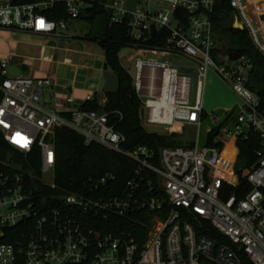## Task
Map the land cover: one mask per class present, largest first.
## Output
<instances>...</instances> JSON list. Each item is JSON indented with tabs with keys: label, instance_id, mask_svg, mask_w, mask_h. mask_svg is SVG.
Here are the masks:
<instances>
[{
	"label": "built area",
	"instance_id": "obj_1",
	"mask_svg": "<svg viewBox=\"0 0 264 264\" xmlns=\"http://www.w3.org/2000/svg\"><path fill=\"white\" fill-rule=\"evenodd\" d=\"M60 2L68 17L49 19L44 12ZM93 3L0 1V29L64 34ZM230 4L233 27L246 30L264 56V1ZM103 5L112 24H127L128 37L136 44L169 33L163 46L133 49L135 89L147 126L169 129L180 124L200 131L210 71L240 102L208 129V134L219 129L212 145L207 137L199 145L198 134L192 147L126 149V136L111 123L108 112L84 108L72 96L67 100L70 110L58 111L44 94L54 84L52 78L12 75L9 61L0 60L4 138L26 154L39 148L41 159L39 173L10 162L0 167V264H264V95L251 85L252 58L239 53L234 59L232 52L237 51L217 45L222 40L213 20L216 0H106ZM150 54L183 55L193 61L194 103L193 76ZM146 68L151 70L148 84L143 83ZM157 69L162 75L156 93ZM93 99L88 95L87 101ZM62 127L78 131L86 144L98 143L133 160V176L118 187V177L106 172L89 177L74 192H61L55 168L56 132ZM254 134L261 143L257 161L238 173V140ZM229 146L227 170L222 157ZM241 179L251 185L243 197L237 194ZM226 185L234 188L227 199ZM204 221L210 227L204 228Z\"/></svg>",
	"mask_w": 264,
	"mask_h": 264
},
{
	"label": "trees",
	"instance_id": "obj_2",
	"mask_svg": "<svg viewBox=\"0 0 264 264\" xmlns=\"http://www.w3.org/2000/svg\"><path fill=\"white\" fill-rule=\"evenodd\" d=\"M15 4H30L36 0H12ZM106 0H94L91 7L84 9L79 20L85 21L90 27L88 39L95 41L103 49L105 55V69L114 72L118 78V90L115 93H105L106 103L101 104L103 96L94 95L92 101L83 105L87 109L106 111L110 115L111 123L116 125L118 131L126 136L124 148L133 149L137 146H148L156 152L165 147L195 146V141L190 140L183 143L178 140L177 133H155L147 129L145 117L142 116L143 102L135 89V79L130 69L122 63L120 55L125 47L132 49L144 48L146 46H163L168 36L167 31L159 33L148 42L135 43L128 37L127 24H112L110 13L106 11L103 3ZM51 20L67 18V9L60 2L53 9L44 12ZM215 32L219 40L230 35L236 43V49L240 54H247L254 62L251 76V85L258 94L264 95V56L254 47L252 40L246 30L233 27V10L230 0H216L213 13ZM3 78L0 76V83ZM3 93L0 89V103ZM70 116V113H65ZM207 117V113H204ZM219 129L213 130L207 136L208 144H213V139ZM239 156L236 163L238 173L252 167L257 161V151L261 143L257 134L249 139L238 140ZM231 146L228 147V150ZM40 150L36 148L33 152L23 153L9 144L0 128V167L10 162L14 166L32 168L35 172L40 171ZM239 164L242 167H239ZM136 163L126 156L107 149L98 144H86L84 137L70 127L58 128L56 132V168L55 179L61 192H74L83 182L91 176H99L106 172L114 173L118 178L115 185L123 187L134 173ZM227 189L225 199L234 191L233 187L225 186ZM251 185L245 179H241L240 188L237 191L239 197H243ZM57 191V192H60ZM204 228L210 224L203 223ZM204 234L209 235L206 230Z\"/></svg>",
	"mask_w": 264,
	"mask_h": 264
},
{
	"label": "crops",
	"instance_id": "obj_3",
	"mask_svg": "<svg viewBox=\"0 0 264 264\" xmlns=\"http://www.w3.org/2000/svg\"><path fill=\"white\" fill-rule=\"evenodd\" d=\"M67 37L69 36L66 33L34 35L0 29V60H8L10 67L15 66L21 70V75L52 78L54 84L47 88L49 98L45 99L53 108L61 112L70 110L71 106L67 100L71 96L82 105L87 101L88 95H99L106 99L104 95L105 55L95 53V47H89L87 51L91 52V57L82 62L80 61L82 58H75L71 54L60 59L58 58L60 50L56 41L59 40L57 38L62 41ZM93 42L98 45L97 42ZM69 52L72 53L74 50L69 48ZM146 74L150 79L151 70L148 69ZM161 75V70H155V77L160 78V84ZM232 108L228 107L225 114Z\"/></svg>",
	"mask_w": 264,
	"mask_h": 264
},
{
	"label": "rangeland",
	"instance_id": "obj_4",
	"mask_svg": "<svg viewBox=\"0 0 264 264\" xmlns=\"http://www.w3.org/2000/svg\"><path fill=\"white\" fill-rule=\"evenodd\" d=\"M0 1H8V0H0ZM90 32V27L85 21L77 20L73 24V26L66 30L67 38H63L62 41L60 38L56 41L57 46L59 47V55L58 58L63 59L65 55H70L73 57H80V61L82 62L86 58H90L91 52H88L89 47H95V53L104 54L103 49L99 45H95L93 41L88 40V35ZM70 41V42H68ZM219 47H227V49L234 50L236 49L235 40L232 39L230 35L223 37L222 41L217 44ZM69 48L73 49L74 52H69ZM90 48V49H91ZM122 58H127L131 63L130 72L134 79H136L137 70L135 68V57L137 52L130 47H125L121 50L120 53ZM150 56H157L162 61H167L169 63L174 64L179 68L181 72L188 73L193 76V86H192V103L195 100V91H196V84H197V74L193 70V61L183 55H154L150 54ZM147 68L143 72V83L148 84L149 79L147 78ZM155 87L156 93L158 88L160 87V78H155ZM49 89L44 90L45 98L48 99L49 96L47 95ZM240 102V98L237 94L231 89V87L222 81L216 74L212 71L208 74L205 86H204V94H203V108L208 116L203 121V125L200 128V131L193 126L189 125H180L175 124L174 127H170L168 129V134L177 133L179 136L177 137L178 140L182 141L183 143H187L190 140L197 141L198 134H199V145H203L207 134L208 129L215 125V122L221 120L224 116L225 111L228 107H235L237 108L238 103ZM146 124V122H145ZM232 155V154H231ZM229 150H227L223 157H222V164L228 170L230 167V158ZM236 166V165H235ZM239 167H242L239 164ZM238 167H235L237 170Z\"/></svg>",
	"mask_w": 264,
	"mask_h": 264
},
{
	"label": "water",
	"instance_id": "obj_5",
	"mask_svg": "<svg viewBox=\"0 0 264 264\" xmlns=\"http://www.w3.org/2000/svg\"><path fill=\"white\" fill-rule=\"evenodd\" d=\"M235 28H238L237 25H235ZM240 28V27H239ZM156 33V28L155 26L152 27V35H155ZM232 56L234 59H237L239 57V53L238 52H232ZM122 63L124 64V66L127 69H131V63L127 58H122ZM9 72L12 75H20L21 74V70H19L17 67L12 66L9 68ZM104 78H105V87H104V93H115L118 90V78L117 75L110 71V70H106L104 72ZM142 116H145V110H142ZM147 129L151 132H155V133H167L168 129L164 128V127H159V126H147Z\"/></svg>",
	"mask_w": 264,
	"mask_h": 264
},
{
	"label": "bare ground",
	"instance_id": "obj_6",
	"mask_svg": "<svg viewBox=\"0 0 264 264\" xmlns=\"http://www.w3.org/2000/svg\"><path fill=\"white\" fill-rule=\"evenodd\" d=\"M252 1H255L256 3H259V2H262L264 0H252ZM174 127V126H173Z\"/></svg>",
	"mask_w": 264,
	"mask_h": 264
}]
</instances>
